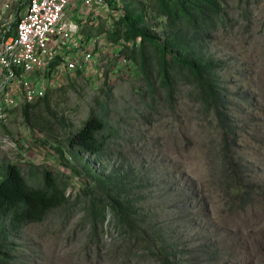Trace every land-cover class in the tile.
Here are the masks:
<instances>
[{
	"label": "rangeland",
	"instance_id": "obj_1",
	"mask_svg": "<svg viewBox=\"0 0 264 264\" xmlns=\"http://www.w3.org/2000/svg\"><path fill=\"white\" fill-rule=\"evenodd\" d=\"M121 4L126 10L125 0ZM228 9L229 28L212 48L225 61L223 70L233 76L227 80L230 86L254 100L251 106L237 102L235 115L238 158L251 203L238 206L224 182L218 122L204 117L189 100L176 112L167 105L151 109L140 104V78L99 31L110 30L114 18L107 12L93 19L82 13L81 37L91 34L97 39L92 46L97 59L88 71L72 72L63 86L54 88L64 87L51 97L52 112H44L40 104L35 113L59 136L30 127L23 112L0 124V169L8 163L19 164L24 172L32 164L45 166L68 184L70 198L66 208L23 228L10 264H163L166 245L171 246L172 264H264V0H251L243 7L230 0ZM106 87L111 88V98L102 91ZM100 103L109 105L117 155L106 165L90 162L95 169L122 162L132 167L141 214L132 229L121 225L108 208L94 232L93 215L87 210L91 195L84 189L91 180L84 168L89 157L76 159L66 141L92 108L102 109ZM58 147L65 157L72 156L70 163H64ZM42 149L45 160L40 162L36 153ZM211 258L218 262H209Z\"/></svg>",
	"mask_w": 264,
	"mask_h": 264
},
{
	"label": "trees",
	"instance_id": "obj_2",
	"mask_svg": "<svg viewBox=\"0 0 264 264\" xmlns=\"http://www.w3.org/2000/svg\"><path fill=\"white\" fill-rule=\"evenodd\" d=\"M229 1L125 0V16L114 19L110 30L99 28V31L107 35L119 56L127 59V64L132 65L140 78V104L151 109L167 105L176 112L189 100L198 106L204 117L212 116L218 122L222 130L224 182L238 206H247L251 203V190L243 162L238 158L235 115L240 108L237 102L251 106L254 100L240 96V92L230 86L227 80L233 76L223 70L225 61L212 48L221 32L229 28ZM236 1L239 7L251 2ZM85 38L90 39L91 34ZM137 39H140L139 46L128 44L129 40ZM81 73L78 71L77 75ZM63 88H49L43 98L24 106V118L30 127L43 128L47 134L59 136L51 124H44L35 113L40 104L44 112H52L51 97L55 90ZM102 91L112 97L110 87ZM100 104L102 109L92 108L82 125L66 136V141L76 159H83L82 154L89 157L83 164L91 180L84 189L91 195L87 210L93 215L90 219L94 232L108 208L114 211L121 225L132 229L141 219L134 198L137 187L132 167L125 168L122 162L111 168L108 165V168L95 169L90 162L106 165L110 157L117 155L113 146L117 131L111 124L109 105ZM57 150L64 163H70L72 156L68 159L64 149L58 147ZM74 169L82 172L78 167ZM67 189L68 184L45 166L32 164L24 172L19 164L8 163L0 169V264H10L12 255L18 253L17 241L25 226L44 222L52 211L69 205ZM170 248L166 245L162 250L163 264H172ZM209 262L218 261L211 258Z\"/></svg>",
	"mask_w": 264,
	"mask_h": 264
},
{
	"label": "built area",
	"instance_id": "obj_3",
	"mask_svg": "<svg viewBox=\"0 0 264 264\" xmlns=\"http://www.w3.org/2000/svg\"><path fill=\"white\" fill-rule=\"evenodd\" d=\"M121 1L0 0V124H8L49 88L63 86L70 73L93 66L97 39L81 37V15L93 19L107 12L120 19L126 14ZM128 44L139 46L140 39ZM23 151L27 154L28 146ZM36 155L45 160L44 149Z\"/></svg>",
	"mask_w": 264,
	"mask_h": 264
}]
</instances>
